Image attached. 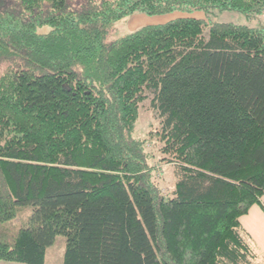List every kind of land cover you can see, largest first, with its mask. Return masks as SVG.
<instances>
[{"label": "trees", "instance_id": "obj_1", "mask_svg": "<svg viewBox=\"0 0 264 264\" xmlns=\"http://www.w3.org/2000/svg\"><path fill=\"white\" fill-rule=\"evenodd\" d=\"M137 12L179 16L110 38ZM224 12L251 21L264 0H0V260L49 264L64 235L61 264H251L264 23ZM146 89L172 195L135 136Z\"/></svg>", "mask_w": 264, "mask_h": 264}, {"label": "rangeland", "instance_id": "obj_2", "mask_svg": "<svg viewBox=\"0 0 264 264\" xmlns=\"http://www.w3.org/2000/svg\"><path fill=\"white\" fill-rule=\"evenodd\" d=\"M198 15L204 17L203 13ZM177 16H179L177 12L159 15H149L145 12H137L118 21L115 24L114 30L110 33V38H119L137 30L138 28L144 25L164 23L173 18H176ZM215 19L223 21L247 22L249 24H255L258 21L264 23V16H259L249 21L243 15L237 12H224L215 17ZM50 28L51 27L49 25H43L38 28V31L48 32ZM207 32L208 28H206L205 34H207ZM145 94L147 95V98L140 104V114L138 123L136 125L135 136L145 141V147L147 151L151 155H153L151 161L155 167V181L159 184L161 189L166 194L172 195L173 189L178 180V165L175 161H170L171 155L163 150L165 144L164 142L159 140L157 136V131H161L163 127V117L160 115L158 110L154 109V107L152 106V99L154 98V93L146 89ZM19 223L20 221H14L13 224H7V226H5L3 230L7 232H13L18 228ZM6 227L8 230L6 229ZM65 242L66 238L64 235H58L56 237L54 244L48 247L47 249V263L61 264L63 262ZM0 264L26 263L0 260Z\"/></svg>", "mask_w": 264, "mask_h": 264}, {"label": "crops", "instance_id": "obj_3", "mask_svg": "<svg viewBox=\"0 0 264 264\" xmlns=\"http://www.w3.org/2000/svg\"><path fill=\"white\" fill-rule=\"evenodd\" d=\"M242 234L253 248L252 264H264V194L241 216Z\"/></svg>", "mask_w": 264, "mask_h": 264}]
</instances>
